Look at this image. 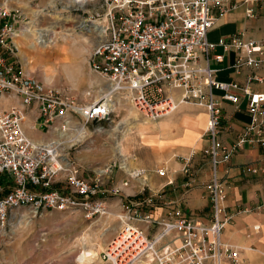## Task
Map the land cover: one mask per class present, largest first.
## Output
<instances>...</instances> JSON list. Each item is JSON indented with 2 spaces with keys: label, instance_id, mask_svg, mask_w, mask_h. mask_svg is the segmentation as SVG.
Listing matches in <instances>:
<instances>
[{
  "label": "built area",
  "instance_id": "2783aa9c",
  "mask_svg": "<svg viewBox=\"0 0 264 264\" xmlns=\"http://www.w3.org/2000/svg\"><path fill=\"white\" fill-rule=\"evenodd\" d=\"M17 1L0 0V97L17 101L0 111V229L8 214L21 208L34 216L55 210L77 211L86 219L100 217L108 214L102 197L121 194L119 186L104 188L100 172L89 179L79 176L73 163L59 152L60 136L49 140L29 136L30 112H36L38 129L62 134L109 122L116 97L153 121L170 115L181 104H192L206 114V145L201 153L211 168L204 184L209 219L204 222L185 215L174 201L166 204L173 208L154 219L161 192L147 194L143 200H124L117 215L119 226L100 257L106 264H236L238 248L221 239L232 215L218 167L246 145L264 151V92L253 89L264 84L260 74L264 40L233 35L212 43L207 34L219 18L239 7H244L248 18L255 17V0H69L86 24L100 30L88 65L106 85L94 94L87 90L81 95L67 86L45 84L19 63L15 39L27 32V16ZM218 47L220 54L215 53ZM230 52L234 53V73L240 76L247 70L242 83L216 78L218 70L212 64H221ZM243 99L245 108L240 107ZM223 103L248 116L231 143L220 139ZM75 118L83 125L74 123ZM194 155L192 151L182 168L188 176L185 189L195 183L189 165ZM263 169L248 165L244 172L256 175ZM143 173L138 170L128 176L133 179ZM165 173L162 168L157 171L160 177ZM55 183L63 189L55 188Z\"/></svg>",
  "mask_w": 264,
  "mask_h": 264
},
{
  "label": "rangeland",
  "instance_id": "374dc122",
  "mask_svg": "<svg viewBox=\"0 0 264 264\" xmlns=\"http://www.w3.org/2000/svg\"><path fill=\"white\" fill-rule=\"evenodd\" d=\"M16 5L27 16V32L16 37L18 58L27 72L45 84L67 86L78 95L87 90L94 94L97 88H104L105 81L88 65L94 43L88 25L83 31L76 27L75 21H66L68 17L81 19L69 0H18ZM81 79L85 83L80 84ZM115 107L107 123L87 124L86 131L81 132L43 133L41 140L60 136L59 152L73 163L79 176L89 179L100 172L102 185L109 188L116 177L123 179L128 175L115 150L126 131L121 140L123 159L131 161L136 171L142 169L141 165H156L162 160L155 167L156 174L167 168L168 159L181 162L205 139L201 138L206 126V123L202 126L205 112L192 104H181L176 111L156 121L146 118L120 97L115 98ZM167 120L175 122L168 130L159 129L158 123ZM73 122L83 125L78 118ZM196 128L199 129L194 134ZM136 178L143 180L142 175ZM53 186L63 189L58 183ZM102 199L108 214L91 219L77 211L44 210L34 216L25 208L13 210L5 227L0 229V264H30L37 253L44 254L41 264H106L100 253L116 233L117 215L122 211L124 198Z\"/></svg>",
  "mask_w": 264,
  "mask_h": 264
},
{
  "label": "crops",
  "instance_id": "0c3cea01",
  "mask_svg": "<svg viewBox=\"0 0 264 264\" xmlns=\"http://www.w3.org/2000/svg\"><path fill=\"white\" fill-rule=\"evenodd\" d=\"M255 10L256 16L253 18H248L245 15L244 7L230 11L214 23L207 34V40L215 43L222 38L233 35H237L243 40H264V0H255ZM15 43L17 45L16 39ZM215 53H222V49L218 47ZM18 61L21 63L19 58ZM233 61L234 53L230 52L224 57L221 64H212L218 70L216 73L218 81H238L241 83L244 81V74H247V70L243 71V75H236L231 68ZM260 74L264 75V70H261ZM79 83L85 82L81 79ZM253 89L264 92V84L253 85ZM16 103V100L2 96L0 97V111L8 110ZM245 105L246 100L243 99L240 107L245 108ZM27 119V134L33 139L41 140L44 131L38 129L39 121L36 112H30ZM202 119V126H204L206 123L205 113H203ZM174 122L171 120L160 122L158 128L164 127L168 130L167 127ZM247 122L248 116L244 110L236 112L233 105L223 103L220 139L224 143L233 142ZM154 126L158 130L157 126ZM202 126L198 129L202 130ZM32 127L34 128L32 129ZM198 129L196 128L193 133L195 134ZM202 136L203 134H201V138ZM202 141L199 147L192 150L195 155L190 160L189 165L190 171L195 176V183L189 189L184 188L188 176L182 171V168L192 151L181 162L168 159L169 163L167 162L168 166L163 177L158 176L155 172V167L160 166L162 162V160H159L156 165L140 166L141 170L144 171L143 180L142 178L129 179L128 175H125L123 179L116 177L115 184L112 183L111 187L119 186L121 194L118 196L131 201L143 200L147 194L161 192L162 201H159L157 208L152 213L154 219L164 216L168 209L173 208L172 205L166 204L174 201L180 203L185 215L198 217L204 222L207 221L211 210L204 184L210 178L211 168L208 159L202 156L201 150L206 145L205 140ZM120 158L121 162L123 160L122 154ZM125 160L127 161V159ZM127 162L130 163L135 172L136 169L133 167L132 162ZM248 165L264 168V151L258 147L246 145L232 156L228 163L221 164L218 167L221 181L227 185L226 206L228 212L232 215V219L221 234V239L224 243L238 248L239 260L236 264H264V171L256 175L246 174L244 168ZM127 173L129 174V172ZM126 181L128 185L125 187L122 184ZM225 264L232 263L227 262Z\"/></svg>",
  "mask_w": 264,
  "mask_h": 264
},
{
  "label": "bare ground",
  "instance_id": "6f19581e",
  "mask_svg": "<svg viewBox=\"0 0 264 264\" xmlns=\"http://www.w3.org/2000/svg\"><path fill=\"white\" fill-rule=\"evenodd\" d=\"M69 20H72V21H75L76 23H77V25H76V27H78V28H82V27H84L85 25H88V27H89V29H90V36H91V40L94 42V37L96 36H98L99 34H100V30H99V28H97V27H95V26H93L91 23H88V24H86L85 22L86 21H84V20H82V19H78V20H76L75 18H73V17H68V18H66V21H69ZM75 27V28H76ZM73 31H74V29H73ZM66 33L68 34V32L66 31ZM70 35V34H69ZM46 42V41H45ZM134 120H136V118H135V116H134ZM86 131V130H85ZM128 133V131H126L124 134H123V136L118 140V142H117V144H116V152H117V154H118V157H120L121 156V140L123 139V137L125 136V134H127ZM121 167L122 168H124L127 172H129V174L130 175H135L138 171H135L134 172V170L131 168V165H130V163H128L125 159H123L122 161H121ZM87 242V241H86ZM23 252V251H22ZM24 253V252H23ZM22 253V254H23ZM21 254V255H22ZM44 254H42V253H37V254H35L34 256H33V258H32V261H31V263L30 264H41V259H42V256H43ZM28 264V263H27Z\"/></svg>",
  "mask_w": 264,
  "mask_h": 264
}]
</instances>
